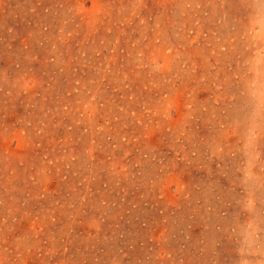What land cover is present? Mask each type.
I'll list each match as a JSON object with an SVG mask.
<instances>
[{
	"label": "rangeland",
	"instance_id": "obj_1",
	"mask_svg": "<svg viewBox=\"0 0 264 264\" xmlns=\"http://www.w3.org/2000/svg\"><path fill=\"white\" fill-rule=\"evenodd\" d=\"M0 264H264V0H0Z\"/></svg>",
	"mask_w": 264,
	"mask_h": 264
}]
</instances>
